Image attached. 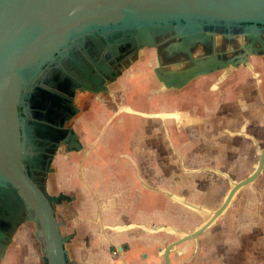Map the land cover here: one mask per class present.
I'll use <instances>...</instances> for the list:
<instances>
[{"label": "crops", "instance_id": "1", "mask_svg": "<svg viewBox=\"0 0 264 264\" xmlns=\"http://www.w3.org/2000/svg\"><path fill=\"white\" fill-rule=\"evenodd\" d=\"M137 83L132 86L136 91L142 87ZM191 88L195 89L151 97L134 92L119 109L110 103L120 101L118 98L98 95L84 101V112L74 126L84 149L61 148L47 182L51 194L64 195L55 206V214L62 235L70 237L65 244L68 264H113L116 249L121 253L116 264H162V250L175 238L149 229L164 225L190 231L187 209L159 188L170 190L179 203L175 196L180 194L174 191L179 187L177 180L204 178L207 173L183 176L170 167L162 171L161 163L167 162L161 160L162 146L169 147L172 142L187 156L207 138L225 140L217 133L218 115L208 123L217 101L205 96L204 80ZM150 105L155 112L144 111ZM139 112L160 113L166 121L152 124ZM210 130L215 132L211 137L207 135ZM220 228L200 237L198 253L185 264H264V236L251 237L248 226L237 231L232 221ZM35 229L33 223L22 224L0 264H47ZM182 248H186L185 257L172 255V264H180L195 253L193 242L177 250Z\"/></svg>", "mask_w": 264, "mask_h": 264}, {"label": "water", "instance_id": "2", "mask_svg": "<svg viewBox=\"0 0 264 264\" xmlns=\"http://www.w3.org/2000/svg\"><path fill=\"white\" fill-rule=\"evenodd\" d=\"M139 18L264 24V0H0V191L4 197L5 191H17L20 202L13 206H0V263L6 257L9 244L19 227L24 223H33L36 228L34 234L42 243L47 264H68L65 244L70 237L62 235L55 214V206L61 203L64 195L51 194L47 182L52 161L61 148L66 151L84 149L74 128V120L81 112L76 88L64 89L54 80L47 82L48 75L52 77L57 74L52 68L57 64L55 61L50 62L35 80H24L26 72L32 69L37 73L35 65L40 64L41 59L44 60V54L69 35L100 23ZM176 28L168 24L125 28L118 31V37L123 36L116 44H137L139 39L151 40L157 35L165 37L167 33L176 31ZM203 34L208 33L184 34L183 42L175 43L174 46L188 48ZM109 37V34L105 36L106 42L113 47L114 38ZM85 38V35L82 36L81 44ZM149 44L156 47L154 40L149 41ZM140 45L144 47L143 42ZM245 60L248 58L245 57ZM246 65L252 68L248 62ZM212 68L213 65L208 61L166 71L159 63L154 71L162 84L161 90H166L182 88L190 80L211 72ZM87 71L91 72L88 68ZM107 73L116 79L110 65L107 66ZM86 74V79H89L90 75ZM60 79L62 84L66 82L65 77ZM90 79L98 85L93 90L95 95L98 96L101 89L108 90L107 84L101 83L104 77L98 73L94 72ZM77 85L82 89L81 83ZM32 129L38 132V137L43 141L39 145H30L29 140L27 145L20 143L23 148L19 150L17 137H23L24 132L30 136ZM239 134L249 136L245 132ZM170 144L176 151L174 144ZM258 151L256 169L241 180H234L228 173L216 171L227 177L231 186L220 207L209 212L211 217L204 224L189 233L164 225L149 229L170 233L175 238L162 250V264H172V255L184 258L186 248L180 251L177 248L187 242L194 243L195 253L180 264L193 259L198 253L200 236L226 213L240 190L262 173L264 147L258 148ZM35 172L40 173L42 181H38ZM7 183H11L12 187H7ZM159 191L175 201L170 190L159 188ZM186 201L181 203L189 206Z\"/></svg>", "mask_w": 264, "mask_h": 264}, {"label": "flooded vegetation", "instance_id": "3", "mask_svg": "<svg viewBox=\"0 0 264 264\" xmlns=\"http://www.w3.org/2000/svg\"><path fill=\"white\" fill-rule=\"evenodd\" d=\"M164 24L177 26L176 31L167 33L165 37L160 35L153 36L151 40H154L156 47L150 46L149 41L151 40L147 38L139 39L137 44L127 43L126 45L122 44L119 46L116 44L118 39L123 36L118 37V31H122L125 28L139 27L140 25ZM191 32L208 34L200 36L188 48L183 49L174 46L175 43L183 42L182 35ZM107 34L110 35L109 38H114L113 47H110L108 42H106L105 36ZM84 35L86 38L84 43L81 44L80 40ZM141 42H143L144 47H139L141 46ZM170 45L171 47H169ZM72 46L74 47L73 51L71 50ZM245 57L248 60H245ZM43 58L44 60L41 59L40 64L35 65V69H38L37 73L31 69L26 72L24 80L30 78L35 80L40 75V72L49 66L50 62L55 61L57 64L53 65L52 68H55L57 74L52 77L48 75L46 77L47 82L54 80L64 89L76 88V99L81 103V112L80 116L74 120V126L84 112L86 105L84 101L91 96L94 99L97 96L93 90L97 89L98 85L90 79L94 72L104 77L105 82L102 79L101 83H105L108 86V90L101 89L99 95L111 99L124 98L122 96L124 93L121 90L126 89V86L121 84V79L126 76L131 79L130 84L132 86L134 82H138L137 84L140 86H145L146 82L144 81L142 83L141 78H144V76H147L151 72L156 80V85L151 86V89L149 87L147 88V92L144 93L147 97H151L152 95L159 96L165 91H169L172 95L181 94L186 89H195L191 87H194L197 81L204 80L205 96L212 100L216 99L215 101H217V109H211L207 117L208 123L212 124L217 114L220 127L219 131L224 135L226 131L230 130L237 131L231 132L234 135H242L239 133H246L248 131L247 134L249 137L244 134L242 136L244 138L248 137V145L253 148L254 158L256 160L249 174L256 169V164L259 160L258 148L264 147V24L252 25L244 22L209 20L189 21L171 18L120 19L90 26L65 37L60 43L48 50ZM208 61L213 65L211 72L190 80L182 88L172 87L161 90L162 84L154 71L159 63L162 64V69L173 71L194 66L196 62L202 63ZM247 62L252 68L246 65ZM140 64L144 65L142 69L137 67ZM108 65L112 67V72L116 76V79H113L107 73ZM144 67H148V69L145 70ZM87 68L91 72L87 71ZM86 73L90 75L89 79H86ZM61 77L66 78V82L63 84L61 83ZM83 79L85 80L84 82H82ZM77 83L82 84V89L78 87ZM83 83L85 84L83 85ZM149 84L152 85L150 81ZM194 94L198 96L196 90ZM121 105V102H116L118 109ZM23 134V137H17L19 150L23 148L20 143L27 145L29 140L31 142L30 145H39L43 141L38 137V132L35 129H32L30 136L26 135L25 132ZM224 139V142H221L222 145L229 143L231 138L227 137V140L226 138ZM176 158L179 157L176 156ZM39 174L35 172L38 181H42ZM179 174L196 176L202 175L203 173L185 172ZM207 174H210L209 176H222V179L213 182L214 180L211 178L208 179L209 181L206 178H180L177 180V182H180L178 184L179 187L174 189L180 196L185 197L190 204L189 206H185L171 199L174 203L187 209L188 216L186 220L191 225L189 232L194 231L195 228L208 221L211 215L207 213L215 211L220 207L230 189L229 187L224 192V188L212 186L213 183L215 185L223 184L224 179L229 180L221 173L210 172ZM231 178L233 177L231 176ZM243 178L233 179L241 180ZM183 179L184 181L181 182ZM261 179H263V183H261ZM7 187L11 188L12 184L7 183ZM247 188L248 198L243 204L249 211L248 220L229 219L226 222H221L222 217L230 209L234 208L236 201L240 199L238 196L241 191ZM4 193L5 197L3 195L1 196L2 193L0 191L1 207L20 204L17 199V191L13 193L11 191H5ZM199 207L200 214L198 212ZM201 211L203 212L201 213ZM226 213L216 219L213 226L200 237L210 233L215 228L217 229L218 226L219 228L224 226L230 221L237 227V231L241 226L243 227L242 229L248 226L251 230V237L264 236V168L262 173L253 182L240 190L234 198L232 206L228 208ZM258 229L262 230L258 231ZM237 233L236 235L240 234L239 232Z\"/></svg>", "mask_w": 264, "mask_h": 264}, {"label": "rangeland", "instance_id": "4", "mask_svg": "<svg viewBox=\"0 0 264 264\" xmlns=\"http://www.w3.org/2000/svg\"><path fill=\"white\" fill-rule=\"evenodd\" d=\"M141 79H142V83L144 81L146 82V85L142 86L141 89L137 91L135 88L132 87V85L130 84L129 78L127 76L121 79V84L125 85L126 89L121 90V92L124 93L122 95L124 96V98H121L122 100L120 101L118 100V102H122V103L125 102L124 99L127 96H131L134 92L139 93L141 96L144 95L145 97H147V95L144 93L147 92L148 87L151 89V86L156 85V80L153 74H151V72H149L147 76H144V78H141ZM137 81H140V80H137ZM149 81L151 82L152 85L149 84ZM110 103L113 105L114 108H117L116 102L112 103L110 101ZM153 108L154 106L150 105V107L149 106L145 107L144 111L145 112H155ZM181 111H183V109ZM145 121L155 124V123H164L166 119L162 120L158 117L150 118L146 116ZM231 132L233 133L237 131L235 130L226 131L225 135L222 132H219V130L217 132L219 133L220 136H224V137L226 136L225 137L226 140H227V137L231 138L230 142L226 143L225 146H222V143L220 141L216 142L215 140L211 138L210 139L207 138V140L201 141L199 144L200 146L195 147L191 151L192 153L190 152L189 155L187 156H184V154H182L180 150L177 148V146L175 145L174 147L176 148L177 152L174 151L172 146L169 145L168 147L166 145L165 146L163 145L164 147L162 146L163 151L161 153L162 155L161 160L162 162L163 160L167 162L161 163L162 171H168L165 168L168 169L170 167V169L177 170L178 173H185V172L210 173V172L222 171V172L228 173L230 177L232 176L233 178L239 179V178L245 177L247 174H249L252 171L253 166L256 161L254 158L253 148H251L248 145L247 141H248L249 136L247 138H244L242 135H234ZM214 133H215L214 131L210 130V132H208L207 135L211 137V135ZM246 133H248V131ZM179 155L182 156V159ZM176 156H178L179 158H176ZM209 175L210 174H206L204 178H206L207 180L211 178L212 180H214L213 182H215V180L220 181L222 179V176H209ZM183 181L184 179L181 182ZM261 181H262L261 183H263V179H261ZM212 186L222 187L225 189L224 190L225 192L231 186V183L229 180L224 179L223 184L215 185V183H213ZM224 192H221V193H224ZM238 197H240V199L236 201L235 203L236 205L234 206V208L230 209L222 217L221 222H226V220H229V219H238V220H243V221L248 220L249 211L247 207L243 204L248 198V188L245 190H242ZM261 230L262 229H258V231H261Z\"/></svg>", "mask_w": 264, "mask_h": 264}, {"label": "bare ground", "instance_id": "5", "mask_svg": "<svg viewBox=\"0 0 264 264\" xmlns=\"http://www.w3.org/2000/svg\"><path fill=\"white\" fill-rule=\"evenodd\" d=\"M142 115L143 116H148V117H150V118H153V117H158V118H160V119H166V117H164L162 114H160V113H142ZM175 116H176V118L178 119V118H180V114L179 113H176L175 114ZM182 120H183V118H182ZM257 165V164H256ZM233 182V181H232ZM175 199L177 200V201H179V202H185L186 201V198H184V197H181V196H175ZM186 202H188V201H186ZM189 203V202H188ZM191 206H192V204H191ZM201 207V206H200ZM200 207H199V214H200ZM202 208V207H201ZM204 209H206V208H204ZM203 211H201V213H202ZM208 215H210L209 214V212L207 213ZM204 215V214H203Z\"/></svg>", "mask_w": 264, "mask_h": 264}, {"label": "built area", "instance_id": "6", "mask_svg": "<svg viewBox=\"0 0 264 264\" xmlns=\"http://www.w3.org/2000/svg\"><path fill=\"white\" fill-rule=\"evenodd\" d=\"M120 251L119 250H114L112 253V260H113V264H116V261L120 258Z\"/></svg>", "mask_w": 264, "mask_h": 264}]
</instances>
